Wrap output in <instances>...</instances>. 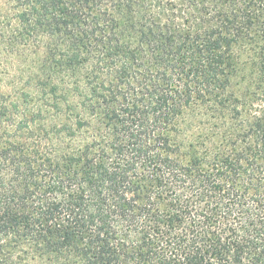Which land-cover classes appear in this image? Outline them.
Wrapping results in <instances>:
<instances>
[{"label":"trees","instance_id":"1","mask_svg":"<svg viewBox=\"0 0 264 264\" xmlns=\"http://www.w3.org/2000/svg\"><path fill=\"white\" fill-rule=\"evenodd\" d=\"M0 264H264V0H0Z\"/></svg>","mask_w":264,"mask_h":264}]
</instances>
